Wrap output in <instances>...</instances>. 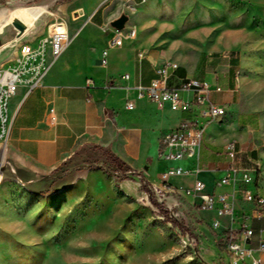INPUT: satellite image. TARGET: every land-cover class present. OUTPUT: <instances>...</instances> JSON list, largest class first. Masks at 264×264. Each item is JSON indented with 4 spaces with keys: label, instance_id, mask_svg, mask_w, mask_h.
<instances>
[{
    "label": "crops",
    "instance_id": "obj_1",
    "mask_svg": "<svg viewBox=\"0 0 264 264\" xmlns=\"http://www.w3.org/2000/svg\"><path fill=\"white\" fill-rule=\"evenodd\" d=\"M41 1L27 6L36 13L34 24L43 23L44 7L52 9L55 19L69 25L70 40L39 86L28 90L27 85L20 84L8 98L12 120L7 142L0 144L3 158L9 157L17 167L37 176L49 175L64 166L63 172L67 173L63 178L69 175L73 182L86 171L99 174L82 166L97 161L108 150L128 170L140 171L155 186L159 185L160 174L169 167L180 166L191 171L196 168V173L171 176L169 183L172 187H190L198 179L203 181L206 191L225 172L227 143H236L243 166L252 168L256 163L257 152L248 142V137L253 136L255 117L242 112L240 107L236 53L178 45L173 37L174 24L161 23L154 17L163 6L160 0ZM12 10L7 15L1 13L0 22L6 21ZM122 14L127 16V21L121 34L133 29L135 35H125L121 45L111 46L110 40L115 35L111 23ZM46 32L47 28L44 32L38 30L20 43L35 45ZM14 56L15 50L0 66L10 59L14 61ZM166 62L177 64L175 71L168 69L171 82L177 84L181 79L204 82L211 89L210 101L224 107L225 114L206 127L196 161H163L156 155L159 137L176 129L194 111L158 107L154 102L137 98L133 89L137 85H149L157 78L156 68ZM123 74L128 79H122ZM86 79L92 80V87L86 86ZM215 87L220 91H215ZM181 96L184 100L191 99L188 92ZM126 98L132 99V109L125 108ZM49 109H53L56 117L53 124L48 122ZM139 187L140 181L122 180L117 184L125 194L136 193ZM257 189L264 195L260 187ZM185 199L199 211L209 213L211 227L219 221L213 229L219 233L227 231V217L202 209L194 204L192 197ZM250 208V204L240 202L236 213L247 214ZM252 224L255 230L263 226L255 220ZM249 244L255 247L256 240Z\"/></svg>",
    "mask_w": 264,
    "mask_h": 264
},
{
    "label": "rangeland",
    "instance_id": "obj_2",
    "mask_svg": "<svg viewBox=\"0 0 264 264\" xmlns=\"http://www.w3.org/2000/svg\"><path fill=\"white\" fill-rule=\"evenodd\" d=\"M160 1L154 17L174 24L178 45L237 54L240 107L255 117L248 142L264 194V0ZM36 3L0 0V13ZM53 12L44 7L39 31L56 18ZM99 161L107 170L94 166L99 174L86 171L59 189L69 177L28 189L0 178V264H229L226 236L209 225V213L179 195H155L149 182L147 192L140 184L125 194L115 177L127 174L118 183L140 178L104 153Z\"/></svg>",
    "mask_w": 264,
    "mask_h": 264
},
{
    "label": "built area",
    "instance_id": "obj_3",
    "mask_svg": "<svg viewBox=\"0 0 264 264\" xmlns=\"http://www.w3.org/2000/svg\"><path fill=\"white\" fill-rule=\"evenodd\" d=\"M115 35L110 40L111 46L121 45L123 37H134L135 31L128 30L125 35L122 30H114ZM70 40L68 29L63 21L53 20L47 26L46 35L35 45L23 42L15 49L14 61L0 69V139L5 145L11 126V116L8 111V98L12 96L20 84L27 89L39 86L50 65L59 57ZM168 69L175 71L177 65L166 62L156 68L157 78L149 85L133 87L137 98L154 102L158 107L168 106L172 110L194 111L189 117L183 118L177 128L159 137L157 158L163 161H180L193 159L196 161L203 143L209 120L225 114L222 105L209 99L210 88L204 82L194 79H181L179 83L171 82ZM128 79L127 74L121 76ZM86 86L92 87L91 79H86ZM220 91L219 87L214 88ZM183 92L191 94L190 100H184ZM125 108L132 109V99L126 98ZM56 120L53 109H49L48 122ZM231 143V151H224L228 165L224 174L214 180L209 191L205 190L203 181L196 179L190 187H172L169 183L171 176H182L196 173L180 166H172L159 176V185H151L155 195H179L184 198L192 197L204 210L215 211L218 217H227L230 236L224 245L228 253L229 264H264V195L256 185L253 168L245 167L238 158L235 142ZM225 187L227 189H225ZM251 205L249 213H236L240 203ZM260 221L263 226L255 230L252 221ZM219 221L212 224L213 228ZM255 239V247L250 241Z\"/></svg>",
    "mask_w": 264,
    "mask_h": 264
},
{
    "label": "water",
    "instance_id": "obj_4",
    "mask_svg": "<svg viewBox=\"0 0 264 264\" xmlns=\"http://www.w3.org/2000/svg\"><path fill=\"white\" fill-rule=\"evenodd\" d=\"M17 7L27 8L26 6H20V5L14 6L12 8L15 9ZM126 21H127V16L122 14L114 21H112L111 26L115 30H122ZM42 24L35 25L34 19L30 23H26L21 19H19L18 17L9 18V16L6 19V21L0 22V64L9 57H11L14 53L16 46L24 39L30 38L33 34H35V32H37V30L41 27ZM90 165H94L101 169L106 168V166H104L101 161H99L98 163H95V161L93 163L87 162L82 167L84 169H87L90 167ZM64 169L65 167L61 166L60 170L53 172L49 175L37 176L35 174L30 173L29 171L17 167L9 157L3 158L0 152V178L3 179L4 177H7L10 179H14L18 181L26 189L29 188L27 184L33 186L38 184L43 185L46 183L48 186L49 183H52L55 179L56 182H58L59 179L57 178L59 177L64 180L67 177H69V180L61 184L56 189L66 186L67 184L72 182V179L69 175L63 178V175L67 173V171L63 172ZM31 191L39 192L37 188H31Z\"/></svg>",
    "mask_w": 264,
    "mask_h": 264
},
{
    "label": "trees",
    "instance_id": "obj_5",
    "mask_svg": "<svg viewBox=\"0 0 264 264\" xmlns=\"http://www.w3.org/2000/svg\"><path fill=\"white\" fill-rule=\"evenodd\" d=\"M178 72H179V75L182 77V76H184V74H183V71H179L178 70ZM103 153H104V155H105V157L108 159V161L110 162V163H112L113 165H115L116 167H117V169H120L121 170V168L122 167H124V165H123V163L122 162H120V160L113 154V153H111L110 151H108V150H105V151H103ZM92 167H94V165H90V168H92ZM60 168L61 167H57L55 170H54V172H56V171H58V170H60ZM129 172H131V174H134V175H136V176H139V178H140V184H141V189L144 191V192H147V190H148V183H147V181L145 180V178L141 175V172L140 171H131V170H128ZM126 173H122L120 176H117V177H115V182L118 184V181L120 180V179H123V178H125V176L127 175H125ZM156 207H158L159 208V205L156 203V202H154L153 203ZM224 235L226 236V238L227 237H229L230 236V231H226V232H224Z\"/></svg>",
    "mask_w": 264,
    "mask_h": 264
},
{
    "label": "bare ground",
    "instance_id": "obj_6",
    "mask_svg": "<svg viewBox=\"0 0 264 264\" xmlns=\"http://www.w3.org/2000/svg\"><path fill=\"white\" fill-rule=\"evenodd\" d=\"M1 15V14H0ZM35 15L36 13L34 12L33 9H30V8H25V7H17L15 9H13V11L10 12L9 14V18L10 17H18L19 19H21L22 21L26 22V23H30L34 18H35ZM67 27V26H66ZM68 45V44H67ZM66 45V47H67ZM65 47V48H66ZM64 48V50H65ZM63 50V51H64ZM62 51V52H63ZM60 56V55H59ZM13 59H10L8 60L7 62H5L6 64H2L0 66V69L1 67H4L5 65H7L8 63L12 62ZM177 65V64H176ZM218 117L220 116H216V118H213V119H210L209 120V123L212 122L213 120L217 119ZM0 144H3V141L2 139H0ZM224 151H231V143H227L225 146H224Z\"/></svg>",
    "mask_w": 264,
    "mask_h": 264
},
{
    "label": "flooded vegetation",
    "instance_id": "obj_7",
    "mask_svg": "<svg viewBox=\"0 0 264 264\" xmlns=\"http://www.w3.org/2000/svg\"><path fill=\"white\" fill-rule=\"evenodd\" d=\"M35 1H39V0H35Z\"/></svg>",
    "mask_w": 264,
    "mask_h": 264
}]
</instances>
